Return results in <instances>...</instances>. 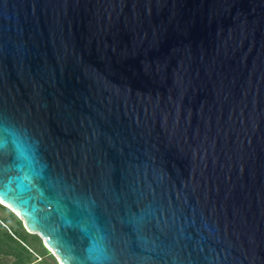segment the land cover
I'll return each instance as SVG.
<instances>
[{
  "label": "water",
  "instance_id": "water-1",
  "mask_svg": "<svg viewBox=\"0 0 264 264\" xmlns=\"http://www.w3.org/2000/svg\"><path fill=\"white\" fill-rule=\"evenodd\" d=\"M0 204L59 264H264V0H0Z\"/></svg>",
  "mask_w": 264,
  "mask_h": 264
},
{
  "label": "trees",
  "instance_id": "trees-1",
  "mask_svg": "<svg viewBox=\"0 0 264 264\" xmlns=\"http://www.w3.org/2000/svg\"><path fill=\"white\" fill-rule=\"evenodd\" d=\"M0 264H59L37 233L28 232L22 220L0 204Z\"/></svg>",
  "mask_w": 264,
  "mask_h": 264
},
{
  "label": "rangeland",
  "instance_id": "rangeland-1",
  "mask_svg": "<svg viewBox=\"0 0 264 264\" xmlns=\"http://www.w3.org/2000/svg\"><path fill=\"white\" fill-rule=\"evenodd\" d=\"M1 213V212H0ZM22 224H23V222H22ZM42 241H43V239H42ZM44 243V242H43ZM51 250V249H50ZM52 254H53V251H52ZM54 255V254H53ZM55 256V255H54Z\"/></svg>",
  "mask_w": 264,
  "mask_h": 264
}]
</instances>
